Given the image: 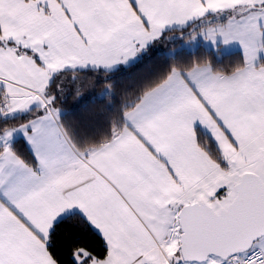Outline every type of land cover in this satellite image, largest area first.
Masks as SVG:
<instances>
[{"label":"snow or ice","instance_id":"snow-or-ice-1","mask_svg":"<svg viewBox=\"0 0 264 264\" xmlns=\"http://www.w3.org/2000/svg\"><path fill=\"white\" fill-rule=\"evenodd\" d=\"M196 22L242 61L177 63L103 125L63 122L65 79L115 100V73ZM73 216L104 249L72 264H264V0H0V264H60Z\"/></svg>","mask_w":264,"mask_h":264},{"label":"trees","instance_id":"trees-1","mask_svg":"<svg viewBox=\"0 0 264 264\" xmlns=\"http://www.w3.org/2000/svg\"><path fill=\"white\" fill-rule=\"evenodd\" d=\"M198 23H192L190 26L193 24L197 26ZM175 44H177L175 41L167 43L162 40L160 44L152 45L142 56L115 73L112 78L114 88L111 89L115 94V100L102 95L105 86L94 84L93 80L82 84L83 76L75 83L71 79H65L63 92L56 105L63 113V122L81 131L103 125L110 110L120 106L125 93L134 96L143 85L157 80L170 66L177 63L187 67L210 63L215 68L231 70L243 58L239 50L219 54L203 44H198L192 50L180 47L171 54L167 53L166 50L176 46ZM77 88L80 89V95H77ZM19 122L21 121L15 123ZM14 148L23 159L33 162V157L22 139H17ZM77 248L102 252L104 241L97 231L80 217L73 216L57 227L51 251L60 264H72V253Z\"/></svg>","mask_w":264,"mask_h":264},{"label":"rangeland","instance_id":"rangeland-1","mask_svg":"<svg viewBox=\"0 0 264 264\" xmlns=\"http://www.w3.org/2000/svg\"><path fill=\"white\" fill-rule=\"evenodd\" d=\"M200 31H201L200 28L193 24L192 27L190 26V28L189 26L186 27L183 32L177 30L175 32L166 33L162 38L156 41L154 45L160 44L162 40L167 43H172L174 41L177 42V44H175L176 46L166 50L167 53L171 54L174 52L176 48H180V47H184L186 49L192 50L198 44H200V42H202V44L205 47L212 48L214 51L219 52V54L226 53L227 48H229V46L222 47L220 44H212L210 41H207L203 38V36L200 34ZM192 35H195L196 38L191 39Z\"/></svg>","mask_w":264,"mask_h":264},{"label":"crops","instance_id":"crops-1","mask_svg":"<svg viewBox=\"0 0 264 264\" xmlns=\"http://www.w3.org/2000/svg\"><path fill=\"white\" fill-rule=\"evenodd\" d=\"M211 18V17H210ZM155 43H153L152 45H154ZM200 44H202V42H200ZM220 45L222 46V47H224V46H229V48H227V51L226 52H230V51H234V50H239V51H241L242 53H243V51H242V48L238 45V44H236V43H232V44H230V45H223L222 43H220ZM206 48H208V47H206ZM212 49V48H211ZM136 59H133L132 61H130V63H132V62H134ZM129 63V64H130ZM205 64V63H204ZM201 65H203V64H201ZM20 123V122H19ZM22 139V141L24 142V144L26 145V147H27V149H28V151L30 152V154L32 155V152H31V150H30V147H29V145L25 142V140L22 138V137H18L17 139ZM32 157H33V155H32ZM220 195L222 196L223 195V192H221L220 193ZM98 233V232H97ZM99 234V233H98ZM100 235V234H99ZM101 236V235H100Z\"/></svg>","mask_w":264,"mask_h":264}]
</instances>
